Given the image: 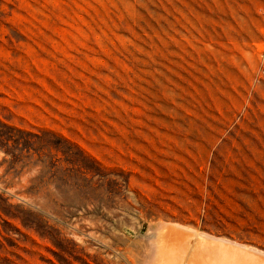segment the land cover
Here are the masks:
<instances>
[{
	"label": "rangeland",
	"instance_id": "rangeland-1",
	"mask_svg": "<svg viewBox=\"0 0 264 264\" xmlns=\"http://www.w3.org/2000/svg\"><path fill=\"white\" fill-rule=\"evenodd\" d=\"M163 226L264 253V0H0V264Z\"/></svg>",
	"mask_w": 264,
	"mask_h": 264
},
{
	"label": "bare ground",
	"instance_id": "bare-ground-1",
	"mask_svg": "<svg viewBox=\"0 0 264 264\" xmlns=\"http://www.w3.org/2000/svg\"><path fill=\"white\" fill-rule=\"evenodd\" d=\"M153 238H150L151 243ZM210 239L201 233L188 235V232L179 228L163 226L156 235L152 264H264V253L262 255L260 251L224 241L228 247L216 249L215 246L219 243L213 245Z\"/></svg>",
	"mask_w": 264,
	"mask_h": 264
}]
</instances>
